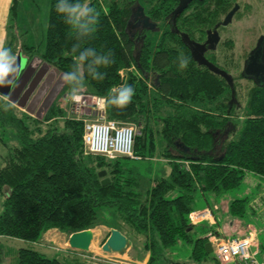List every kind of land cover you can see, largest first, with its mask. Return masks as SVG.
I'll return each mask as SVG.
<instances>
[{
  "label": "trees",
  "instance_id": "obj_1",
  "mask_svg": "<svg viewBox=\"0 0 264 264\" xmlns=\"http://www.w3.org/2000/svg\"><path fill=\"white\" fill-rule=\"evenodd\" d=\"M19 1L12 0L6 24L2 51L8 53L9 63L19 54L26 65L37 57L42 65L65 76L81 66L79 57L89 50L107 56L110 62L96 67L99 78L88 70L90 58L83 62L82 87L76 95L104 98L107 119L139 126L134 153L139 160L165 159L169 170L162 168L146 178L126 165L123 160L129 158L108 160L85 154L83 121L69 116L58 103L60 97L72 96L67 82L41 120L0 95V145L9 144L0 160V192L7 191L0 237L34 244L50 230L69 237L108 225L130 239L126 228L134 236H145L143 249L149 264L158 247L165 250L180 240L192 242L194 227L206 226L207 233L194 240L191 253L195 264L205 262L204 246L213 227L191 225L187 215L195 211L197 193L220 195L237 188L247 173L264 179V84H253L248 90L243 115L233 123L236 107L226 104L231 90L225 80L198 66L180 35L166 23L177 0H48L41 52L24 42L17 24ZM236 3L193 1L176 18L175 28L202 42L206 31L220 24ZM61 5L64 11L59 10ZM138 6L156 30L143 33V46L134 49L130 33ZM221 44L222 51L207 56L213 64L221 62L229 73V66H234L228 55L233 42ZM182 60L187 61L186 67H181ZM9 63L0 61V68ZM124 87L133 88L134 95L121 107L117 101ZM228 123L233 132L219 141ZM179 143L188 151L179 149ZM101 171L109 179L106 185L101 184L105 177H98ZM245 204V199L231 202V216H243ZM67 252L58 259L21 248L17 264H83L80 257L86 253Z\"/></svg>",
  "mask_w": 264,
  "mask_h": 264
},
{
  "label": "rangeland",
  "instance_id": "obj_2",
  "mask_svg": "<svg viewBox=\"0 0 264 264\" xmlns=\"http://www.w3.org/2000/svg\"><path fill=\"white\" fill-rule=\"evenodd\" d=\"M238 3H240L241 7L238 11L239 13L233 17L232 22L229 25L222 27L219 30L221 38L220 42L226 40H231L233 42V48L228 52V55L232 58L234 64V66H229V71L233 76H236L237 72L235 71L237 69V64H240L247 57L248 52L256 45L260 37L264 36V0H238ZM48 9V0H20L18 4L17 24L20 32H24V42L28 46L35 47L39 52L44 49ZM223 48V44L218 45L217 52L219 53ZM30 65L32 69H45L40 81H38L35 86L36 89H40L45 85L44 83L49 79L51 80L47 83L46 90L37 103V106L31 111H28V105L23 108L16 104L15 106L19 111L26 112L32 117L41 120L53 101L62 92L66 81L64 80V75L58 72L56 73L49 67L42 65L37 57L32 59ZM252 86V82L242 79L239 76L236 77V102L238 103V107L235 108V116L231 118L233 123L239 122L238 117L243 115L247 92ZM52 92L53 96L49 104L42 112H40L39 110L43 105L42 103H44L43 101ZM78 96L80 97L79 100H74L69 95H67V98L65 99L60 97L58 103L61 108L66 109L69 116H73L76 119H85L90 113V108L94 107V102L89 97L82 95ZM237 126H239V124H237ZM135 127L138 131L137 135H139L140 127L137 125H135ZM230 138L231 137H229V139ZM8 139L10 142L15 143V140L11 135H8ZM5 143V146L0 145V160L2 153L9 146L8 142L5 141ZM123 161L128 167L139 169L146 178L153 176L156 171H158L157 173L159 174L162 168L167 171L169 170V167L166 165L168 164L167 160L159 157L152 158L151 160L124 159ZM182 164L184 167L188 165L187 162H182ZM6 195V190L0 192V214L3 209V202ZM242 199L246 200L243 216H231L229 211L231 202ZM207 204L213 209L215 214L213 215V218L217 221V225L211 228L213 229L211 230L213 235L217 234L219 237H235L245 232L247 229L253 228L259 232L258 240L262 243L264 251L263 178L247 173L240 185L235 189L221 193L220 195L213 193H207L205 196H202L200 193L195 195L193 202L194 208H203L206 207ZM110 230L111 228L108 225H100L91 229L93 240L90 249L86 252L85 257H80L83 264H139V261L141 262L144 258L147 264L149 254L147 253L146 256V253L144 252L145 250L143 249L145 236H134L129 233L126 228H124V232L128 233L131 237L129 239L131 245L125 253L123 255L117 253H104L101 250V247L108 237ZM207 230L208 228L206 226L194 227L191 232L192 242L180 240L174 246L165 250L158 247L154 259L149 264L194 263L191 260L194 240L204 237ZM67 241L68 237L57 230L46 232L42 235L40 240L34 244L14 238L0 237V264H17V251L21 248L33 249L42 253L47 258L56 257L62 259L63 256L65 257L69 255L67 252L69 249ZM253 250L254 249H251V251ZM256 259L261 261V255H257ZM201 264H217L214 258V253L211 252L208 254L206 261Z\"/></svg>",
  "mask_w": 264,
  "mask_h": 264
},
{
  "label": "water",
  "instance_id": "obj_3",
  "mask_svg": "<svg viewBox=\"0 0 264 264\" xmlns=\"http://www.w3.org/2000/svg\"><path fill=\"white\" fill-rule=\"evenodd\" d=\"M177 6L174 8L172 13L170 14L173 19V28H171L172 32H175L180 35L182 43L189 49L190 56L192 60L198 65L207 68L213 74H216L223 78L229 85L231 90V101L235 99V89L233 87V81L230 74L225 72L224 70L219 69L217 66L209 62L204 54L208 50H215L217 44L220 41V36L217 32V28L222 26L225 27L232 22V19L235 13L239 10V5L236 3L234 7L224 16L223 20L220 24L216 25L213 30H208L206 32V40L203 43H198L189 38V36L185 33H179V31L175 28L176 18L180 16L184 10L188 8L191 2L193 1H203V0H177ZM133 19L139 18V22L141 26L146 31H154L156 30V24L150 21V19L144 14L142 7L138 6L132 15ZM264 36L260 37L257 46L250 53L247 58V61H252L244 67L243 74L250 75L253 73L252 68L255 65L254 58L256 57V51L260 48V44L263 41ZM264 61V57L262 58ZM262 66H257V70ZM31 68V65H26V59L22 57L20 54L9 64L0 68V74L3 75V83H0V95L7 97V100L13 104L18 105L19 107H26V101H20L19 94L25 87L28 79L26 76L27 71ZM27 79V80H26ZM28 87L27 90H29ZM30 109V110H29ZM32 109L28 107V111ZM179 149H183L184 152H187L188 149L183 146V144H177ZM106 175V171H101L98 173L99 178H103ZM109 183L108 178H103L101 181L102 185H106ZM93 240V233L91 230H83L80 232H76L71 234L68 237V247L71 250L79 251V252H88L90 249L91 242ZM131 242L129 239L124 236L119 231L112 229L110 230L109 236L103 243L101 250L104 253H117L123 255L125 251L130 247ZM205 251L207 254L212 252V247L210 243L205 244ZM183 264H193V263H183Z\"/></svg>",
  "mask_w": 264,
  "mask_h": 264
},
{
  "label": "built area",
  "instance_id": "obj_4",
  "mask_svg": "<svg viewBox=\"0 0 264 264\" xmlns=\"http://www.w3.org/2000/svg\"><path fill=\"white\" fill-rule=\"evenodd\" d=\"M91 99L94 107L90 108L87 118H79L83 121L84 153L108 160L118 157L139 160L140 157L133 150L138 132L135 125L107 119L104 98ZM210 218H213V215L209 209L193 211L187 215L188 223L194 226L209 222ZM258 234L253 228L235 237L210 234L209 243L217 264H264L263 245L258 240ZM257 255H261V261L256 259Z\"/></svg>",
  "mask_w": 264,
  "mask_h": 264
},
{
  "label": "flooded vegetation",
  "instance_id": "obj_5",
  "mask_svg": "<svg viewBox=\"0 0 264 264\" xmlns=\"http://www.w3.org/2000/svg\"><path fill=\"white\" fill-rule=\"evenodd\" d=\"M133 23L134 24L132 25L130 36H131V38L134 39V49H137L138 46H139V44H141V46H143V42H144L145 37H146L143 33L146 34L148 31H146L145 29L142 28L141 23L139 22V18L133 19ZM166 23H167V25H168L169 28H173V19H172V16L171 15L166 19ZM216 25H218V24H216ZM215 26L212 27L209 30H213L215 28ZM221 28H222L221 26L217 28L218 34H219V30ZM205 40H206V36H205V39L202 42H199V43H203V42H205ZM220 41H221V38H220ZM220 41L217 44L215 50H208V51L205 52L204 56H205V58L208 61H209V59H208L207 54L209 52L216 51L218 45H220V43H221ZM257 43L248 52L247 57L240 64L239 63L237 64V67H236L237 69L235 71V72H237L236 73V76H233V74H231V72L228 73L232 77L233 87L235 89V99H234V101H231V94H230V98L226 102V104L230 108L238 107V103L236 102V86H235L236 85V77L239 76L242 79H245L247 81L252 82L256 86H260V85L264 84V61H262V58L264 57V39H263V41L260 44V48L255 52L256 53V57L254 58L255 65L252 68L253 73L250 74V75L243 74L244 67L247 64V62L248 63L252 62V61H247V58L250 55V53L255 49V47L257 46ZM214 65L217 66L219 69L224 70L222 68L223 64L221 62H219V63L217 62ZM259 65H261L262 67L257 70L256 67L259 66ZM39 69L40 68H38V69H35V68L32 69V67H31L27 71L26 76H27V79L28 78L29 79H28L25 87L23 88V90L20 92L19 98H18V99H20V101H23V100L26 101V105H28L31 109H33V108H35L37 106V103L39 102V100L41 99V97L43 96V94H44V92L46 90L47 83L51 80V79H49V80L47 79L48 81L46 83H44L45 85H43V87H41L40 89H36L35 86H36L37 82L40 81V78L42 77V75L45 72V69H40V71H39ZM36 73H37V75H36ZM226 85L229 87V85H228L227 82H226ZM28 87H30L29 90H27ZM53 92L50 93V95H48V97L43 101L44 103H42L43 105L40 107L41 108L39 110L40 112H42L44 110V108L49 104V102H50V100H51V98L53 96ZM227 126L228 127L224 129L225 132L223 134H221V136L218 137V140L219 141H221L222 139L226 138L231 132H233L234 127L230 126L229 123L227 124ZM193 264H195V263H193Z\"/></svg>",
  "mask_w": 264,
  "mask_h": 264
},
{
  "label": "clouds",
  "instance_id": "obj_6",
  "mask_svg": "<svg viewBox=\"0 0 264 264\" xmlns=\"http://www.w3.org/2000/svg\"><path fill=\"white\" fill-rule=\"evenodd\" d=\"M60 11H64L63 5L60 6ZM90 58V63L88 66V70L89 72L96 78L97 77V73H96V67L100 66V65H107L110 61L108 59L107 56H96V54L89 50L88 52L82 54L79 57L81 66L77 68L76 71L71 72V73H67L64 76V80L70 85V90L72 93L71 98L74 100H79V96L76 95V93L80 90V88L82 87V80H83V62L86 59ZM0 61H3L5 63H9V58H8V53L5 51H0ZM187 66V61L186 60H182L181 61V67H186ZM0 83H3V75L0 74ZM134 95V90L131 87H124L120 93H119V97H118V104L123 107L125 106L127 103H129L132 99Z\"/></svg>",
  "mask_w": 264,
  "mask_h": 264
},
{
  "label": "crops",
  "instance_id": "obj_7",
  "mask_svg": "<svg viewBox=\"0 0 264 264\" xmlns=\"http://www.w3.org/2000/svg\"><path fill=\"white\" fill-rule=\"evenodd\" d=\"M11 2H12V0H0V51H2V49L6 43V39H7L6 24H7L8 12H9ZM194 209H195V211H199V210H203V209H209L212 212V215H215L213 209L211 208V206H209V204H207L206 207L194 208ZM216 222H217L216 219L210 218V221L206 222L204 224H206L207 226L210 225V226L214 227L215 225H217ZM144 259L141 262L139 261V264L140 263L146 264V262H145L146 260H144ZM136 262L138 263L137 260H136Z\"/></svg>",
  "mask_w": 264,
  "mask_h": 264
}]
</instances>
